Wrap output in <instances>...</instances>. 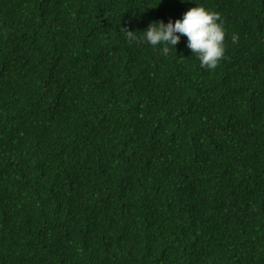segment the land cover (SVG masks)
<instances>
[{"label": "trees", "instance_id": "obj_1", "mask_svg": "<svg viewBox=\"0 0 264 264\" xmlns=\"http://www.w3.org/2000/svg\"><path fill=\"white\" fill-rule=\"evenodd\" d=\"M0 264H264V0H0Z\"/></svg>", "mask_w": 264, "mask_h": 264}, {"label": "clouds", "instance_id": "obj_2", "mask_svg": "<svg viewBox=\"0 0 264 264\" xmlns=\"http://www.w3.org/2000/svg\"><path fill=\"white\" fill-rule=\"evenodd\" d=\"M183 3L184 0H181ZM128 41H143L152 46L159 44L161 54L166 55L169 45L174 46L180 41L181 35L186 37V47L191 54L195 53L202 68L214 69L225 53V29L220 14L195 4L187 8L180 18L163 21H150L146 28L138 31L120 28ZM232 43L238 36L233 34Z\"/></svg>", "mask_w": 264, "mask_h": 264}]
</instances>
